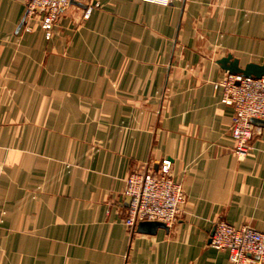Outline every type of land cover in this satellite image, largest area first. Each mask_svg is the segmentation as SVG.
<instances>
[{"label":"crops","instance_id":"1","mask_svg":"<svg viewBox=\"0 0 264 264\" xmlns=\"http://www.w3.org/2000/svg\"><path fill=\"white\" fill-rule=\"evenodd\" d=\"M24 14L0 0V264H230L217 220L264 233V124L236 156L217 84L263 62L264 0H72L49 39ZM165 162L182 212L130 234L125 180Z\"/></svg>","mask_w":264,"mask_h":264},{"label":"built area","instance_id":"2","mask_svg":"<svg viewBox=\"0 0 264 264\" xmlns=\"http://www.w3.org/2000/svg\"><path fill=\"white\" fill-rule=\"evenodd\" d=\"M72 0H23V21L37 19L38 26L49 39L61 9ZM166 5L180 0H145ZM97 4H94L96 6ZM91 7L83 13L86 18ZM217 84L223 90V102L232 109L229 132L234 138V153L244 156L251 148L249 140L259 130L252 120L264 121V76L259 78L224 72ZM129 201L122 222L132 234L141 221H157L171 226L182 212L185 194L181 184L173 181L168 163L156 172L138 168L125 180ZM209 245L228 253L230 264H264V233L249 225L232 226L224 220L214 223Z\"/></svg>","mask_w":264,"mask_h":264},{"label":"water","instance_id":"3","mask_svg":"<svg viewBox=\"0 0 264 264\" xmlns=\"http://www.w3.org/2000/svg\"><path fill=\"white\" fill-rule=\"evenodd\" d=\"M223 70L230 74H240L242 76L259 78L264 76V60L261 64L248 63L243 68L237 66L236 60H231V56L227 55L218 60ZM253 122L264 124V121L253 119ZM166 228L163 223L157 221H141L136 226V231L152 233L156 228ZM213 231V230H212ZM212 234V233H211Z\"/></svg>","mask_w":264,"mask_h":264}]
</instances>
